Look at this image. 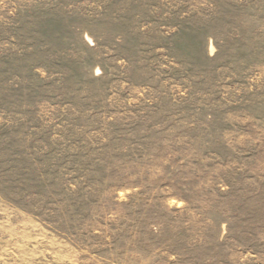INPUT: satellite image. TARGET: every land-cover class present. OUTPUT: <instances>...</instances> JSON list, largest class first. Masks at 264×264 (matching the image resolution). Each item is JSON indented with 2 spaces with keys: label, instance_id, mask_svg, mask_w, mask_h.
<instances>
[{
  "label": "rangeland",
  "instance_id": "1",
  "mask_svg": "<svg viewBox=\"0 0 264 264\" xmlns=\"http://www.w3.org/2000/svg\"><path fill=\"white\" fill-rule=\"evenodd\" d=\"M0 264H264V0H0Z\"/></svg>",
  "mask_w": 264,
  "mask_h": 264
},
{
  "label": "trees",
  "instance_id": "2",
  "mask_svg": "<svg viewBox=\"0 0 264 264\" xmlns=\"http://www.w3.org/2000/svg\"><path fill=\"white\" fill-rule=\"evenodd\" d=\"M156 214H158V212L155 211V210H152V211L149 212L150 217H154ZM152 219H153V218H152ZM154 241H155V237L152 238V236L149 235V237H148V245L153 244ZM118 243H120V240H117V244H118Z\"/></svg>",
  "mask_w": 264,
  "mask_h": 264
}]
</instances>
